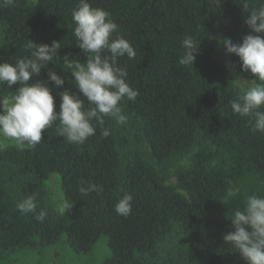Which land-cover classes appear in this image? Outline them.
Segmentation results:
<instances>
[{
  "label": "trees",
  "instance_id": "1",
  "mask_svg": "<svg viewBox=\"0 0 264 264\" xmlns=\"http://www.w3.org/2000/svg\"><path fill=\"white\" fill-rule=\"evenodd\" d=\"M88 2L111 13L118 25L113 36H123L136 51L135 59L120 57L117 66L139 95L121 101L126 124L110 117L103 125L93 121L95 134L82 145L58 136L54 125L34 149L0 148V264L25 262L33 252L59 254L55 248L61 243L76 254H91L102 236L109 254L101 264H246L223 236L234 231L228 218L243 209L248 196L264 197V132H253L254 121L233 112L230 101L242 88L215 53L225 38L239 44L256 35L245 23L243 5L259 9L264 0ZM78 3L15 0L0 6V63L30 56L28 40L61 42L53 61L29 81L47 82L49 69L66 76L62 88L48 85L56 111L64 90L84 99L61 69L66 54L81 63L87 59L73 35ZM185 37L199 46L193 69L178 63ZM231 62L253 79L235 54ZM18 87L0 84V93L11 96ZM103 128L110 130L106 138ZM184 159L187 165L171 173ZM53 173L73 205L64 214L46 200L45 181ZM89 183L103 191L82 196L80 187ZM125 193L134 197L127 217L115 211ZM34 194L36 212L22 215L16 204ZM41 210L47 213L43 222L34 218Z\"/></svg>",
  "mask_w": 264,
  "mask_h": 264
},
{
  "label": "clouds",
  "instance_id": "2",
  "mask_svg": "<svg viewBox=\"0 0 264 264\" xmlns=\"http://www.w3.org/2000/svg\"><path fill=\"white\" fill-rule=\"evenodd\" d=\"M15 0H0V6H13ZM245 23L252 33L246 35L242 42L233 43L231 39L221 42L226 54H235L241 63V70L252 74L253 79L241 80V94L230 101L231 108L240 117H250L253 132H264V6L259 9H249ZM72 20L75 25L73 35L76 45L86 55V62L69 59L71 54L63 57L62 71L67 70L74 80V86L82 94L74 95L69 90L59 93V111H56L54 87L62 88L66 76L58 75L54 69H49L47 82L37 80L29 83L32 77H39L42 69L61 49V42L53 41L51 45L37 44L31 40L25 48L30 56L16 59L14 63H0V84L11 88L19 84L14 95L0 96V139L13 141L21 150L34 149L42 141V133L55 125L58 136L70 144L82 145L95 134V126L104 124V118L110 117L117 124L127 123V116L120 106L125 98L134 101L139 95L126 83L128 73L117 66V59L127 56L135 59L137 53L130 43L118 33V25L108 11L93 7L88 0H79L72 10ZM183 51L178 60L182 66L193 69L199 46L192 37L182 41ZM108 53L110 55H105ZM55 65V64H54ZM85 99L89 107L85 109ZM58 121V123H56ZM250 121V122H251ZM102 136L108 137L110 130L102 129ZM82 196L91 192H101L102 187L89 183L79 189ZM133 195L125 193L115 204L118 215L127 217L132 211ZM73 205L64 201L59 207L61 214L70 210ZM16 209L22 214L35 213L37 209L36 196L31 195L16 204ZM47 213L41 210L35 215L37 221L43 222ZM230 231L223 236L226 245L233 246L246 264H264V197L252 194L245 200L243 209L233 212Z\"/></svg>",
  "mask_w": 264,
  "mask_h": 264
},
{
  "label": "rangeland",
  "instance_id": "3",
  "mask_svg": "<svg viewBox=\"0 0 264 264\" xmlns=\"http://www.w3.org/2000/svg\"><path fill=\"white\" fill-rule=\"evenodd\" d=\"M234 43V41H232ZM216 56L229 68L230 74L232 75L235 82L240 86V82L236 79L241 80H251V78H247L245 76L240 75L236 69L233 67L231 62V54L225 53V48L223 44H219L216 46ZM241 88V86H240ZM0 96H4L0 93ZM15 144L13 141L0 139V148L6 147L8 145ZM16 145V144H15ZM144 149H146L144 147ZM188 159H184L178 165L171 169V173L182 164L187 165ZM170 181L174 182L176 180L175 176L172 175L169 178ZM45 196L47 203L51 205L56 211H59V207L62 202L65 201L64 193L61 185V177L58 173H53L49 176V178L45 181ZM59 254L55 252H51L49 255H45L42 253V256L38 254V252H33L31 254V258L29 257L26 261H22L19 264H43L44 261L46 264H101V261L109 254L108 248V238L107 236H102L98 243L96 244L93 252L91 254H76L72 252L69 247L63 246L62 243L56 246ZM55 251V250H54Z\"/></svg>",
  "mask_w": 264,
  "mask_h": 264
}]
</instances>
